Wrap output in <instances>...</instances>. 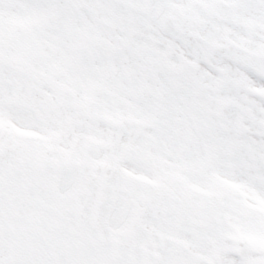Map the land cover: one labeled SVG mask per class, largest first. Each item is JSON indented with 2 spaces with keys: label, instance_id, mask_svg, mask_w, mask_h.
I'll list each match as a JSON object with an SVG mask.
<instances>
[{
  "label": "snow or ice",
  "instance_id": "6c2138e0",
  "mask_svg": "<svg viewBox=\"0 0 264 264\" xmlns=\"http://www.w3.org/2000/svg\"><path fill=\"white\" fill-rule=\"evenodd\" d=\"M0 264H264V0H0Z\"/></svg>",
  "mask_w": 264,
  "mask_h": 264
}]
</instances>
